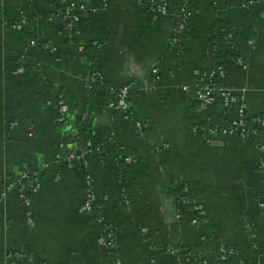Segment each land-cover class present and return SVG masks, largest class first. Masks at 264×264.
I'll return each instance as SVG.
<instances>
[{
    "label": "crops",
    "instance_id": "0c3cea01",
    "mask_svg": "<svg viewBox=\"0 0 264 264\" xmlns=\"http://www.w3.org/2000/svg\"><path fill=\"white\" fill-rule=\"evenodd\" d=\"M245 1L168 0L172 7L187 2L192 10L178 62L175 52L168 54L176 16L152 23L139 0H111L106 10L101 0H0V183L42 170L65 142L71 143L70 151L85 149L79 133L86 123L93 141L110 139L132 150L137 160L129 172L117 173L108 160L90 150L84 154L121 264L215 263L222 245L238 249L237 264H264V211L259 207L264 154L253 141L210 139L204 130L227 127L235 113L218 100L206 110L197 101L198 84L215 61L207 49L218 29L226 28L234 44L223 48L219 60L226 73L215 89L239 91L247 117H264V8L246 9ZM72 3L91 11L72 36L102 43V79L113 91L132 84L130 102L142 133L115 116L103 91L88 111L91 69L78 54L82 44L66 45L70 36L58 17L59 8ZM23 21L22 30L14 29ZM21 65L26 72L16 74ZM155 67L160 83L152 74ZM55 90L68 101L65 121L53 104ZM11 122L19 126L8 131ZM183 185L191 203L203 211L201 224L176 217L173 190ZM86 189L85 175L72 164L47 171L32 198L35 225L30 226L18 192L6 193L0 184V264H115L100 243L102 226L80 212ZM139 226L149 229L152 256L137 234Z\"/></svg>",
    "mask_w": 264,
    "mask_h": 264
},
{
    "label": "built area",
    "instance_id": "2783aa9c",
    "mask_svg": "<svg viewBox=\"0 0 264 264\" xmlns=\"http://www.w3.org/2000/svg\"><path fill=\"white\" fill-rule=\"evenodd\" d=\"M102 10H106L109 8L111 0H101ZM148 4L151 5V11L161 13L162 16L167 17L171 14L172 16V5H170L165 0H146ZM184 20L179 23V31L183 32L185 35L188 31V28L191 23L192 18V10L190 9L187 2H184ZM254 5H260L264 8V0H246L244 7L246 9H250ZM91 11L88 10L84 5H79L77 3H72L70 5H67L64 7L62 11H59L58 17H60L63 22L66 24L67 27H69L71 30L76 27L82 20L86 19L90 15ZM25 22L15 24L13 27L16 30H22L24 27ZM218 29V28H217ZM217 33V31H216ZM218 33H225L226 34V40L228 47H232L234 44V34L233 32L229 31L228 29L224 28L222 30L218 29ZM217 33V34H218ZM213 43V42H212ZM32 45L34 43L32 42ZM213 47V46H212ZM213 50V51H212ZM207 51V55L210 59H214L215 51L214 49ZM172 52H175L174 54L178 53L177 49H172ZM100 58V55L98 56ZM215 63V61H214ZM240 64L241 61H240ZM89 67L90 64L88 63ZM27 70V67L25 65H21L17 71L16 74H23ZM160 69L158 67H155L152 70V74L155 77V82L160 83L162 78L160 76ZM225 68L222 66H213L211 69L206 71V73L203 75L202 81L198 84L197 88V101L199 102L201 109L206 110L210 106L214 105L218 98L223 99V107L232 109L235 113V116L231 120V122L227 125L225 128H210L207 130H204V133L210 138L214 139L219 136H234L238 137L245 141H253L251 138L253 132L250 128V123L247 120V115L245 114L244 108L242 106V98L239 91L235 89H227V88H220L215 89V83L225 77ZM100 79H102V75L95 74L92 75L91 71L87 78V84L89 89H93V84L98 82ZM132 84L125 85L121 90H119L118 94V100L116 103H110V106L112 109H116L120 111V114H125L129 108H130V97L132 93ZM188 88L185 87L183 90H187ZM57 91V92H56ZM55 102L53 103L54 106L57 108L58 114L61 118V121H65L70 113V108L68 105V101L66 98V95L63 91L55 90ZM52 104V105H53ZM124 120L130 121L128 116H123ZM131 122V121H130ZM254 123H256L257 127L263 129L261 132V137L257 139V141H253L256 148L264 154V138H263V132H264V117L255 118L253 120ZM19 123L18 122H11L7 129L8 131H13L16 128H18ZM135 128L139 133L143 132V125L141 122L135 123ZM87 146L86 148H91L92 145L90 142L85 143ZM66 146L64 144H61L58 148V152L55 154L54 159L44 165L42 170L40 171H34V172H24L19 178L15 179H7L1 184V188L4 189V192H8L9 190L15 189V191L18 192L19 198L24 204L25 208L27 209V219L30 226L35 225V221L32 217L31 209L33 204V195L36 194L41 188V179L42 176L49 170H53L55 166H59L61 162L65 161L68 164H73L76 160L81 159L84 161V153L83 155L79 156L76 152H65ZM89 151V149H88ZM93 152V151H90ZM137 160L133 157H128L125 159V164L131 165L135 163ZM85 164V162H84ZM86 168V167H85ZM260 171L263 175L264 179V156L260 159ZM86 183H87V189H86V198L84 200V203L80 207V212L85 215L93 216L94 215V204L97 202V195L95 191V184L92 179V176L90 174H87L86 176ZM184 192L187 194L189 193V188L185 187ZM128 200H126L127 202ZM187 203H191L190 199L186 201ZM259 207L262 211H264V188L262 192V198L259 203ZM196 211L199 212V218H203V211L201 207L195 206L194 208ZM183 216H187L190 219V222L194 225L201 224V222L198 219H192L189 217L188 214H184L182 212H176V217L178 219H181ZM1 220V218H0ZM104 220L105 217L102 215V213H99L97 216L98 223L102 226L103 236L100 239V243L108 248L110 251L115 252V264H121L119 255L117 254V246L115 238L113 237L112 233L110 232V229L108 226H104ZM3 226V224L0 221V229ZM145 227L141 228V232L144 234L149 235V231L146 232ZM220 250V257H218L220 260H230L234 255L238 254L239 251L237 248L233 246H221L219 248ZM206 264H215L214 262L206 263Z\"/></svg>",
    "mask_w": 264,
    "mask_h": 264
},
{
    "label": "trees",
    "instance_id": "16d2710c",
    "mask_svg": "<svg viewBox=\"0 0 264 264\" xmlns=\"http://www.w3.org/2000/svg\"><path fill=\"white\" fill-rule=\"evenodd\" d=\"M165 1L168 2V0H165ZM139 4H140V7L142 9V12L148 17V19L152 23H161L162 21L171 17V14L168 15L167 17H165V16H162L161 13L151 11L152 7L150 4H148L146 2V0H139ZM173 8H174V11L176 10L175 13H173V10H172V16H176L175 17L176 27H175V31H174V34L172 36V39H171L169 46H168V49H169L168 54H171L172 49H177L178 53L174 57V59H176L178 62H180L182 60V56H183L185 34L183 32L179 31V23L184 20V4L181 2H176L175 5H173ZM63 9H64V7L59 8L60 11H62ZM219 24H220V21H217L214 26L216 27ZM67 30H68L70 37H69L68 43L66 45H68V47L72 48V45L74 43H76L77 48H78V45L82 44L83 45L82 49L78 53L79 56L83 57L85 59V61H87V63L90 64V69H91L92 75H95V74L102 75L103 64H102V60L98 57L100 54H103L102 43L99 42L98 40L96 41V40H89V39L74 38L72 36V32H71L72 30L69 27H67ZM214 40L215 41L213 43V47H212V45H209L207 51L212 50V49H214V51H215L216 56L214 57L215 63L213 66L224 67V65H225L224 62H220L219 59L224 56L223 48L227 45L226 34L225 33H218ZM72 49H74V47ZM205 59H206V57H205ZM233 59L236 62L239 61V57H237V56L235 57V55H234ZM205 62H207V61H205ZM100 91H103L105 93V95L109 97V100L112 103L117 102L119 91H113L111 86L106 81H104L103 79H100L98 82L93 84V89L90 91L91 92V100L89 102V105L87 106L89 112H91V109L94 105V101L96 100V98H98V96H99L98 93ZM218 102H220V104L223 106V99L222 98L219 97ZM129 103H130V108L125 114H122V113L120 114V111L114 109L115 116L116 117L119 116L121 119L123 118V116H128L131 123H133V125H135L136 122H138V121L141 122V121L138 119L137 109L135 108V106H133V104L130 101H129ZM247 120L250 123V128L253 132L251 138L253 139V141L256 142L257 139H259L262 136L261 132L263 129L257 127L256 123L253 122V120H255V118L248 117ZM79 134H80L79 135L80 139H83V141L85 143L90 142L92 145L91 148H86L87 146L84 145L85 148L89 149L90 151H93L94 155L96 157H98L102 160H108L110 163L114 164V167H115L117 173L122 172L123 170H126L129 172L131 168H134L137 165V161L131 165L125 164V159L128 157H133L136 159L134 153L129 148H124V147L118 145L117 143H114L110 139H106V140L100 141V142L93 141L92 140V133L90 132V128L88 127V125H86V123L82 124V128H81ZM64 145L66 146V150H69L67 148L71 146V143L65 142ZM69 152H73V151L69 150ZM72 165L76 168L78 173L83 174L85 176L87 174H89L85 168V164H84L83 160L78 159ZM68 166H69V164L67 162L63 161V162H61V164L59 166H55L54 168H57V169L62 168L64 170ZM28 172L31 173L34 171H28ZM116 177L119 178L118 176H116ZM185 187L186 186L183 185L182 187L173 190L175 210H176V212H182L184 214H188L189 217H191L192 219L196 218L200 222H202V218H199V212L194 209L195 205H193L192 203L186 202L189 200V195L186 192H184ZM100 207L101 206L98 203V201L95 202V204H94V215L92 217L93 221H96L97 216L99 215V213H101ZM103 225L108 226L113 237L116 238L115 232L112 229L111 225L109 224L108 219L105 218ZM137 234L140 237L141 242L143 243V247L152 256L151 247H153V243L151 242V240H152L151 236L141 232L140 226L137 228ZM111 253L113 254V256L115 258L116 253L112 252V251H111ZM218 257H220V250H218L216 252L215 264H237L238 261L240 260L241 255H240V253H238V254L234 255L230 260H226V261L220 260ZM17 264H19V261L17 262Z\"/></svg>",
    "mask_w": 264,
    "mask_h": 264
},
{
    "label": "water",
    "instance_id": "95a60500",
    "mask_svg": "<svg viewBox=\"0 0 264 264\" xmlns=\"http://www.w3.org/2000/svg\"><path fill=\"white\" fill-rule=\"evenodd\" d=\"M87 151H88V149L85 148V149L77 150L76 153H77V155L81 156V155H83Z\"/></svg>",
    "mask_w": 264,
    "mask_h": 264
},
{
    "label": "rangeland",
    "instance_id": "374dc122",
    "mask_svg": "<svg viewBox=\"0 0 264 264\" xmlns=\"http://www.w3.org/2000/svg\"><path fill=\"white\" fill-rule=\"evenodd\" d=\"M145 228H146V227H145ZM145 230H146V232H148V231H149V229H148V228H146Z\"/></svg>",
    "mask_w": 264,
    "mask_h": 264
}]
</instances>
